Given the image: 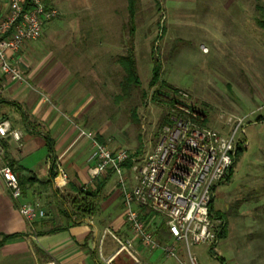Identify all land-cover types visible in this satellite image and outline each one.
I'll use <instances>...</instances> for the list:
<instances>
[{"label":"rangeland","instance_id":"rangeland-1","mask_svg":"<svg viewBox=\"0 0 264 264\" xmlns=\"http://www.w3.org/2000/svg\"><path fill=\"white\" fill-rule=\"evenodd\" d=\"M46 1L59 15L42 28L37 39L28 41L37 51L16 63L23 73L27 68L32 71L34 62L43 68L64 58L75 63L74 48L81 47L75 44V31L91 30L97 33L95 41L101 42L94 46V58L91 54L89 60L87 56L77 62L85 67L80 72L93 63L90 77L94 82L84 86L87 91L77 97L87 107L75 118V133L90 130L110 147L126 148L131 155L139 154L136 149L143 153L153 147L162 109L152 100L157 85L148 86L152 53L161 62V80L187 93L184 101L202 115L204 126L229 134L233 124L227 123L228 117L245 116L264 104V28L257 25V20L264 21V0H135L132 35L127 0ZM130 44L140 85L126 98H118L123 69L117 57L125 54ZM262 115L264 110L251 114L235 132V139L243 140L244 150L236 157L229 179L216 185L213 199V211L226 220V235L212 248L192 245L190 253L197 264H264ZM63 198L70 207V197ZM101 200V195L96 197L95 215L87 217L93 220L99 214ZM105 224L100 222L93 240L96 256H106L107 241L111 248L116 246L107 235L100 242ZM120 227L115 231L123 239L129 231L124 223ZM27 247L29 258L27 251L21 250L22 258L14 264H43L48 259L34 252L32 245ZM136 248L138 264H188L187 253L180 246L179 260L164 255L161 249L148 251L138 244ZM114 264L132 261L121 253Z\"/></svg>","mask_w":264,"mask_h":264},{"label":"built area","instance_id":"built-area-1","mask_svg":"<svg viewBox=\"0 0 264 264\" xmlns=\"http://www.w3.org/2000/svg\"><path fill=\"white\" fill-rule=\"evenodd\" d=\"M0 73L13 81H24V75L11 55L19 53L25 42L37 39L46 23L59 15L58 9L46 0H0ZM181 97L187 94L181 92ZM264 110L260 104L245 116H231L233 124L229 134L204 126L202 115L189 108L183 100L173 104L176 113L164 123L155 144L148 151L131 155L126 148H113L96 138L94 132L80 129L90 143L88 160L92 162L88 181L81 189L104 174H113L122 197V217L129 235L120 239L110 230H103L100 242L110 236L116 246L109 255H100L104 264H112L124 253L132 264L139 263L135 241L148 251L161 249L164 255L179 260L180 246L187 253L188 264H197L190 247L220 240L222 221L210 211L214 189L223 181L231 167L236 145L235 132L253 113ZM10 136L15 141L21 132L11 126L8 119L0 120V178L17 210L28 222L44 218L45 209L39 200L24 201L22 188L10 164L2 160L1 142ZM68 183L67 175L58 162L53 163L52 186L62 190ZM92 224V219L87 218ZM162 227L164 233L157 236ZM181 264L183 261H180ZM43 264H57L55 259Z\"/></svg>","mask_w":264,"mask_h":264},{"label":"crops","instance_id":"crops-1","mask_svg":"<svg viewBox=\"0 0 264 264\" xmlns=\"http://www.w3.org/2000/svg\"><path fill=\"white\" fill-rule=\"evenodd\" d=\"M95 37L97 33L91 30L75 31V44L81 45L74 48L77 49L75 63L64 58L43 68L34 62L32 71L27 68L26 73H23L24 81L20 82L10 80L0 73V120L8 119L11 126L21 132L19 141L10 136L2 140V160L10 164L18 180L23 182L22 199L39 200L46 212L44 218L54 219L56 225L61 226H66L60 215V209L67 207L63 196L71 199L75 195V189L88 181L92 167V162L88 160L90 143L75 133V118L82 116L87 107L84 100L77 97L87 91L84 86L88 87L91 81L94 82V77H90V72L94 70L93 63L87 65L86 71L80 72L85 67L79 66L77 62L81 57L83 59L89 56V60L91 54L94 58V46L101 44L95 41ZM35 51L37 48L25 42L19 53L11 55V61L18 63L23 58L28 59ZM37 70L43 72L37 73ZM81 103L84 105L83 109L79 108ZM54 162H58L67 175L68 183L62 190H56L52 186ZM97 180L87 188L95 190L96 183H100L96 194L97 197L102 196L101 210L99 214L96 212L97 216L93 217L92 224L87 223V218L90 217H84L66 226L61 232L38 235L40 227L32 226L33 222H28L21 216L16 202L10 197L0 178V233L22 234L8 240L0 248V264L3 260L6 264H14L22 258L21 250L27 251L29 258L31 253L27 246L30 245L34 252L38 253L36 249H40L48 259H55L57 264H104L100 255L96 256L93 240L100 222L106 223L100 233L107 229L117 236L115 230L121 229L120 226L124 223L123 207L116 176L107 173ZM107 185L106 190H103ZM124 226L126 227L125 224ZM107 242L106 255H109L115 247L111 248L110 242ZM137 244L139 245L138 241H135V245ZM119 257L120 255L116 259Z\"/></svg>","mask_w":264,"mask_h":264},{"label":"trees","instance_id":"trees-1","mask_svg":"<svg viewBox=\"0 0 264 264\" xmlns=\"http://www.w3.org/2000/svg\"><path fill=\"white\" fill-rule=\"evenodd\" d=\"M135 0H127V11H128V21H129V33L132 35L133 30H134V24H133V17L135 14V6H134ZM257 25L260 27L264 28V21L257 20ZM152 68H151V76L148 81V86L153 87L156 86V89H154V93L152 94V100L156 102V104L161 107L162 113L158 119V124L156 127V139L158 136V132L161 128V126L169 121V117L171 115H175L172 111L173 109V104L180 99H183L181 97V92L186 93L182 89L179 88H174L170 86L167 82L162 81L160 78V72H161V62L158 60L156 56L153 55L152 53ZM117 62L123 69V76L121 77L119 81V86L122 90V94L118 98H126L131 91L134 88L139 87L140 85V80L138 77L137 73V68H136V62H135V57L133 53V48L132 45L130 44V47L127 48L125 54H121L117 57ZM162 91V92H161ZM169 92V93H168ZM187 94V93H186ZM144 92L142 93V96H144ZM188 96V95H187ZM184 100V99H183ZM133 115L136 118V115L133 111ZM264 118V117H262ZM257 120H259V117H257ZM96 138L103 142L104 140L99 136L96 135ZM155 139V142H156ZM154 142V143H155ZM244 150V146L242 145L241 142H238L236 145V153L234 157V161L229 168L228 174L226 178L223 181H227L232 173V168L234 166V163L236 161V157L238 154H240ZM135 153H141L139 149L135 150ZM53 176V172L51 173V177ZM20 185H23V182L18 180ZM99 181V180H97ZM222 182V181H221ZM220 182V183H221ZM97 187L100 185V183H96ZM96 187V189H97ZM22 188V187H21ZM87 190V189H81V187H78L75 189V195L70 199V207H64L60 209V215L64 218V223L66 226L71 225L76 223V220L90 216L95 213L96 211V191L97 190ZM213 199L210 203V211L218 218L221 219L222 224H221V229L219 232V238H222L226 235V227L227 223L226 220L224 219L223 214L219 213V211H213ZM74 216V218H73ZM32 226H39L40 230L37 231L38 235H44V234H55L58 232H61L65 230L66 226H61V225H56L54 219H45L41 218L36 221H33ZM164 233V229L160 227L156 231L157 236H160V234ZM22 234L19 233H10V234H5V233H0V248L4 246V244L15 237H19ZM213 246H210L212 248ZM37 252L41 255V257H46L40 249H36Z\"/></svg>","mask_w":264,"mask_h":264}]
</instances>
